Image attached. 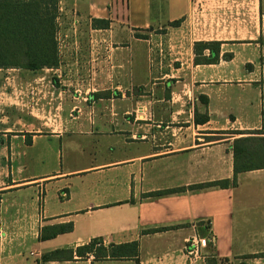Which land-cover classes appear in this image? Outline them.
I'll return each instance as SVG.
<instances>
[{"label": "crops", "instance_id": "1", "mask_svg": "<svg viewBox=\"0 0 264 264\" xmlns=\"http://www.w3.org/2000/svg\"><path fill=\"white\" fill-rule=\"evenodd\" d=\"M57 29V68L0 70V264H264V169L232 185L238 133L264 132V0H58ZM96 238L138 256L42 261Z\"/></svg>", "mask_w": 264, "mask_h": 264}, {"label": "trees", "instance_id": "2", "mask_svg": "<svg viewBox=\"0 0 264 264\" xmlns=\"http://www.w3.org/2000/svg\"><path fill=\"white\" fill-rule=\"evenodd\" d=\"M58 0H0V70L21 69L41 71L59 66L57 38ZM108 21H94V24ZM182 20L170 23L178 27ZM209 56H206V52ZM220 43H197L195 45L196 63L199 65L215 64L220 59ZM225 55V58H231ZM206 121V120H204ZM243 135L233 143L234 179L237 185L238 176L242 173L264 169V132L254 131L238 133ZM230 181H220L190 187L200 190L210 187L228 188ZM177 191H165L151 194L161 197ZM151 230L149 233L164 231ZM73 231V224H64L42 231V240L53 239L58 235ZM74 256L86 259L91 256L97 261L124 260L138 256V243L106 246L103 239L96 238L76 249L57 250L47 253L42 261H69ZM217 258H209L207 264H223Z\"/></svg>", "mask_w": 264, "mask_h": 264}, {"label": "rangeland", "instance_id": "3", "mask_svg": "<svg viewBox=\"0 0 264 264\" xmlns=\"http://www.w3.org/2000/svg\"><path fill=\"white\" fill-rule=\"evenodd\" d=\"M6 78V76L3 74L0 76V98H1V105L0 106H6L9 105V102L11 101V97L9 96V89H11V85H6V81H4V79ZM262 84L264 85V81L262 82ZM52 85H53V82H51V88H52ZM56 87H59L56 86ZM264 87V86H263ZM3 88H6L3 90ZM20 89V88H18ZM53 89V88H52ZM3 93H5L6 95L4 96ZM262 101H263V107L261 108L262 110V114L264 116V94H263V97H262ZM258 210H256L255 212H257Z\"/></svg>", "mask_w": 264, "mask_h": 264}, {"label": "built area", "instance_id": "4", "mask_svg": "<svg viewBox=\"0 0 264 264\" xmlns=\"http://www.w3.org/2000/svg\"><path fill=\"white\" fill-rule=\"evenodd\" d=\"M204 241L199 239H192L188 244V254L190 255H196L199 248L201 247V244H203Z\"/></svg>", "mask_w": 264, "mask_h": 264}]
</instances>
